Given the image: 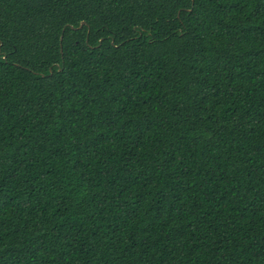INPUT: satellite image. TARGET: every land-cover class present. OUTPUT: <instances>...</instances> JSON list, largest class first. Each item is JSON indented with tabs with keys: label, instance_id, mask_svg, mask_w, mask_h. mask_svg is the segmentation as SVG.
I'll return each mask as SVG.
<instances>
[{
	"label": "trees",
	"instance_id": "trees-1",
	"mask_svg": "<svg viewBox=\"0 0 264 264\" xmlns=\"http://www.w3.org/2000/svg\"><path fill=\"white\" fill-rule=\"evenodd\" d=\"M0 264H264V0H0Z\"/></svg>",
	"mask_w": 264,
	"mask_h": 264
},
{
	"label": "water",
	"instance_id": "water-1",
	"mask_svg": "<svg viewBox=\"0 0 264 264\" xmlns=\"http://www.w3.org/2000/svg\"><path fill=\"white\" fill-rule=\"evenodd\" d=\"M84 25H85V23H82L81 26H80V28H82ZM80 28H79V29H80Z\"/></svg>",
	"mask_w": 264,
	"mask_h": 264
}]
</instances>
